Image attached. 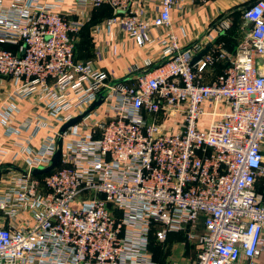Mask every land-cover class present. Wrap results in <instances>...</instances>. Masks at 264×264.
I'll use <instances>...</instances> for the list:
<instances>
[{"label": "built area", "instance_id": "built-area-1", "mask_svg": "<svg viewBox=\"0 0 264 264\" xmlns=\"http://www.w3.org/2000/svg\"><path fill=\"white\" fill-rule=\"evenodd\" d=\"M64 1L0 0V213L16 222L0 224V264H160L151 241L169 234L195 242L187 264H253L264 255L253 189L263 174L264 0L243 7L248 32L233 55L213 45L193 65L198 47H181L171 13L205 0H158L156 13L151 0H73L76 18L58 11ZM103 6L111 16L101 25L138 47L163 37L150 74L113 81L75 60L82 16ZM215 62L226 66L205 84ZM56 151L57 167L32 175Z\"/></svg>", "mask_w": 264, "mask_h": 264}, {"label": "crops", "instance_id": "crops-1", "mask_svg": "<svg viewBox=\"0 0 264 264\" xmlns=\"http://www.w3.org/2000/svg\"><path fill=\"white\" fill-rule=\"evenodd\" d=\"M42 1L53 2V0ZM151 1V7L156 13L159 9V2L158 0ZM240 2L242 0H205L203 3L175 8L171 13L172 31L178 37L181 47L186 48L196 44L198 50L194 54L195 56L205 49H207V54L213 45H221V49L233 55L236 47L231 44L232 42L227 38V34L215 35L212 33L210 22L219 18L220 20H226L230 16V13L236 11ZM58 11L67 18L77 17V9L73 0H65L60 5ZM103 11H110L111 13L109 7L103 6L94 11H87L82 16L84 18V26L74 39L76 61H91L95 67L104 71L109 79L113 81H134L139 75L150 74L158 64L162 63L161 48L165 44L163 37L158 43L138 47L126 35L124 30L120 28H106L101 25L102 21L107 17ZM80 15H82L81 12ZM150 34L152 37H158L161 33L158 30H151ZM146 59L152 62L149 69H144L141 65ZM213 65L206 70L203 76L205 84H210L221 72V64L215 62ZM136 66L137 69L134 70ZM29 109L26 106L21 110L17 119L18 123L29 113ZM3 133V127L0 126V147L7 143L3 137ZM32 146L35 149L38 147V143L34 142ZM262 155L261 168L263 174L255 179L253 189L260 196V199L264 201V147L262 148ZM14 172L12 170L6 173L5 176L14 175ZM0 224L10 226L11 224H16V222L5 220L0 213ZM173 235L176 234H169L168 238ZM253 264H264V255H260L254 259Z\"/></svg>", "mask_w": 264, "mask_h": 264}, {"label": "rangeland", "instance_id": "rangeland-1", "mask_svg": "<svg viewBox=\"0 0 264 264\" xmlns=\"http://www.w3.org/2000/svg\"><path fill=\"white\" fill-rule=\"evenodd\" d=\"M254 1V0H253ZM252 2L251 0H242L238 5L235 12L230 13L226 18L227 26L225 29H221V32L227 34V38L230 39L231 44L237 48V46L245 40V36L248 32V25H246L240 18V10ZM97 10V9H96ZM94 11V10H92ZM102 11V10H100ZM103 13L109 17L110 11H103ZM106 17V18H107ZM222 20V19H221ZM220 21V18L210 22V26L215 22ZM230 21V22H229ZM235 48V50H236ZM235 50L233 54L235 53ZM102 109L99 107V110ZM208 121L207 116H203L200 121V125L205 124ZM169 124V122L167 123ZM202 231V225L199 222L197 224V233ZM174 242V243H173ZM150 251L155 260L160 264H171L172 262H178L179 264H187L194 256L196 251L195 242L189 241L183 234H176L167 239L163 244H159L154 240L151 241Z\"/></svg>", "mask_w": 264, "mask_h": 264}, {"label": "water", "instance_id": "water-1", "mask_svg": "<svg viewBox=\"0 0 264 264\" xmlns=\"http://www.w3.org/2000/svg\"><path fill=\"white\" fill-rule=\"evenodd\" d=\"M206 52H207V49H205V50L201 51L200 53H198L197 55L193 56L191 61H190V64L193 65L194 63H196L198 60H200L206 54ZM100 104H101V100L96 101L85 113H83L82 115H80V116L70 120L66 124H64L60 128L59 133L62 134L68 127H70L73 124L79 122L88 113H90L95 108H97ZM59 159H60V152L56 151L54 153L53 157L51 158L50 165L45 167V168H43V169L33 170L32 171V175H45V174H48V173L52 172L57 167V165L59 163Z\"/></svg>", "mask_w": 264, "mask_h": 264}, {"label": "trees", "instance_id": "trees-1", "mask_svg": "<svg viewBox=\"0 0 264 264\" xmlns=\"http://www.w3.org/2000/svg\"><path fill=\"white\" fill-rule=\"evenodd\" d=\"M243 9V8H242ZM242 9L240 10V18H241V11H242ZM235 12V11H234ZM111 16V15H110ZM218 64H221V72H222V69H224L225 68V66H226V64L224 63V62H217ZM212 66H214V65H212ZM212 66H210L209 68H211ZM221 72H219L220 74H221Z\"/></svg>", "mask_w": 264, "mask_h": 264}]
</instances>
